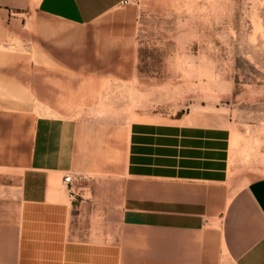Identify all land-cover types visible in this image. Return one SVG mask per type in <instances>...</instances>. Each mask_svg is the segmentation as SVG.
Masks as SVG:
<instances>
[{"label":"crops","instance_id":"0c3cea01","mask_svg":"<svg viewBox=\"0 0 264 264\" xmlns=\"http://www.w3.org/2000/svg\"><path fill=\"white\" fill-rule=\"evenodd\" d=\"M123 1L0 0V42L30 8L131 40ZM214 111L133 120L104 156L83 122L0 108V264H264V176Z\"/></svg>","mask_w":264,"mask_h":264},{"label":"rangeland","instance_id":"374dc122","mask_svg":"<svg viewBox=\"0 0 264 264\" xmlns=\"http://www.w3.org/2000/svg\"><path fill=\"white\" fill-rule=\"evenodd\" d=\"M122 8L138 27L131 40L27 9L14 22L19 33L0 42V108L83 122L104 156L123 154L133 120L217 109L231 128L232 164L264 176V0H124Z\"/></svg>","mask_w":264,"mask_h":264},{"label":"built area","instance_id":"2783aa9c","mask_svg":"<svg viewBox=\"0 0 264 264\" xmlns=\"http://www.w3.org/2000/svg\"><path fill=\"white\" fill-rule=\"evenodd\" d=\"M71 179H72L71 176H67V177L64 178V182L66 184H70L72 182Z\"/></svg>","mask_w":264,"mask_h":264}]
</instances>
